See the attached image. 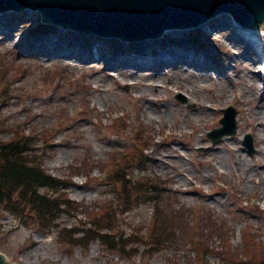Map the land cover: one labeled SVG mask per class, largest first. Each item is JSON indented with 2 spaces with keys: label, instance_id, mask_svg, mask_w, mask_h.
I'll return each instance as SVG.
<instances>
[{
  "label": "rangeland",
  "instance_id": "1",
  "mask_svg": "<svg viewBox=\"0 0 264 264\" xmlns=\"http://www.w3.org/2000/svg\"><path fill=\"white\" fill-rule=\"evenodd\" d=\"M220 14L225 17L195 35L194 45L213 64L204 67L210 77L194 89L193 71H173L162 81L150 75L137 80L107 68L106 59L87 64L71 56L37 55L32 48L43 36L57 35L53 28L78 31L52 27L40 32L35 28L41 14L31 7L1 14L10 41H0V141L30 133L44 169L68 184L59 192L45 190L68 201L52 224L18 201L12 207L0 204V252L11 263L238 264L241 253L254 250L253 261L247 254L241 264H264V176L259 185L244 188L246 179L234 164L242 156L264 174L259 161L264 94L244 93L252 81L249 70L264 81V62L252 56L256 49L248 44L230 41L237 35L233 15ZM181 29L170 30L191 46L197 29L184 34ZM87 34L125 41L132 49L150 39L168 44L166 32L135 40ZM259 41L264 46V30ZM228 106L236 108L237 132L214 142L209 132L221 127ZM247 134L254 151L243 143ZM122 155L131 164L118 181L109 165ZM155 173L164 184L159 195L155 185L148 186L157 181ZM94 220L101 225L77 244L70 230L87 229ZM104 227L110 228V237L91 241ZM254 237L262 245L253 244ZM199 251L206 255L197 263Z\"/></svg>",
  "mask_w": 264,
  "mask_h": 264
},
{
  "label": "water",
  "instance_id": "2",
  "mask_svg": "<svg viewBox=\"0 0 264 264\" xmlns=\"http://www.w3.org/2000/svg\"><path fill=\"white\" fill-rule=\"evenodd\" d=\"M26 7L59 28L132 40L197 27L220 13H231L252 30L264 23V0H0V13ZM235 115L236 110L229 108L221 121L224 126L214 132L215 141L236 133ZM244 142L254 151L250 136ZM0 264L11 263L0 253Z\"/></svg>",
  "mask_w": 264,
  "mask_h": 264
},
{
  "label": "bare ground",
  "instance_id": "3",
  "mask_svg": "<svg viewBox=\"0 0 264 264\" xmlns=\"http://www.w3.org/2000/svg\"><path fill=\"white\" fill-rule=\"evenodd\" d=\"M28 12V11H27ZM15 17V16H14ZM12 16V20L14 19ZM225 17V14L218 15V19H210L206 23H214L213 25L217 24L216 21L219 22V18ZM0 18H4L3 15L0 14ZM17 18V17H16ZM4 20V19H3ZM0 19V41L7 43L10 41V38H6L9 33L6 32V29H3L4 21ZM24 21L25 19L22 18ZM14 22H11V24ZM15 24V23H14ZM224 29V28H223ZM264 30V27L262 28ZM183 32V33H182ZM187 30H182L180 33L184 34ZM172 33L171 30H168L166 35L163 37H167L166 47L163 49V45L161 43H157L154 40H144L139 41L140 45L135 47L134 49L131 43H124L121 45L124 48V54H119L114 51V47L116 46L114 39H103L97 37L95 35L90 34H82L79 32H63L60 29L57 31V35L55 36H44L40 39L39 43L34 45L32 48L33 53L42 56H49V55H56L57 58L67 60L69 56L77 57V59L84 61L87 64H93L100 62L101 59L107 60V68H112L116 72L120 74H124L125 72L126 77L132 76L134 79H139L140 77H144L146 75H150V80H159L162 79L173 72L176 71L177 74L185 73L188 74L189 72L193 71V89L195 85L200 81H204L207 77H210L208 73L204 70V67L208 65H212L213 61L210 60V55L206 52H203L202 49L198 48L197 46H186L184 39H180L177 36L170 35ZM204 33V32H203ZM242 35H246L243 32H237L235 37H232L230 41L238 44V43H247L254 49V41L248 40L245 41ZM169 35V37H168ZM176 43V45H172ZM33 44L32 40H28V46L30 47ZM35 44V43H34ZM67 44V45H66ZM262 45V44H261ZM264 47V46H263ZM156 50V51H154ZM130 51L137 52L135 55L132 54ZM74 53V54H72ZM102 55L105 56L102 58ZM256 59H258V55H252ZM172 60H169V59ZM145 61V63H144ZM119 63V65H117ZM165 65V66H164ZM167 68L166 69H164ZM106 68V69H107ZM152 71L149 72V71ZM250 77L252 81H250V85L246 86L248 89L247 92H244L246 96L251 95H258L264 94L262 92L264 81L259 78V75H256L252 72V69L249 70ZM221 72V71H220ZM225 72V69H224ZM221 74V73H220ZM223 77V76H222ZM218 78H221L218 76ZM225 78V77H223ZM212 80V78L210 79ZM171 83V81H169ZM152 85V84H150ZM188 91H190L188 89ZM241 97H238L240 100ZM261 114V113H259ZM257 114L258 117H261ZM262 115V114H261ZM256 116V115H255ZM258 117H256L258 119ZM250 121V118L247 120ZM261 125V124H260ZM259 130V129H258ZM257 133V129L254 131V134ZM173 136H176L175 132L172 133ZM167 142V141H164ZM263 156V157H262ZM152 157V156H151ZM120 158H113L112 164L114 165L113 170H123L125 166L130 165L131 163H124V161ZM153 158V157H152ZM261 160L262 163V172L264 173V152H262ZM250 161L240 156L237 160L234 161L235 166L240 168V174H242L246 179V184L244 188H248L251 183L255 185H259L262 181L264 174L260 175L256 168L253 161ZM223 163V159L220 158L219 164ZM143 164V163H142ZM143 168L147 167L146 165H142ZM122 173V172H121ZM139 176L141 174H138ZM206 177L208 174L205 175ZM152 177V176H151ZM157 181L154 182L157 193L159 195L160 188H164V184L160 185L157 173L154 176ZM186 179V177L184 176ZM152 184V183H151ZM256 208L260 209V205L256 204ZM262 209V208H261ZM260 209V210H261ZM241 210V209H240ZM264 211V209H262ZM248 217L251 216L247 210L242 208V210Z\"/></svg>",
  "mask_w": 264,
  "mask_h": 264
},
{
  "label": "trees",
  "instance_id": "4",
  "mask_svg": "<svg viewBox=\"0 0 264 264\" xmlns=\"http://www.w3.org/2000/svg\"><path fill=\"white\" fill-rule=\"evenodd\" d=\"M34 150V142L30 134H20L10 140L0 141V204L4 203L12 207L11 204L18 201L43 216V220L48 219V223L52 224L64 211L63 207L68 201L51 197L43 189L59 192L65 183L43 168V158L35 155ZM115 175L120 181L128 174L123 169L117 170ZM125 183L130 184L131 179ZM154 185L153 182L148 186L154 187ZM90 224L91 226L87 229L70 230L74 231L72 236H77L78 231L84 233L75 239L77 244L85 239V235L91 232L95 225H101L98 221ZM110 232L109 227H104L101 231L99 230L97 236H92L91 240L109 238Z\"/></svg>",
  "mask_w": 264,
  "mask_h": 264
}]
</instances>
